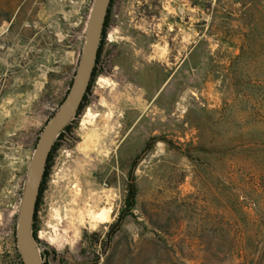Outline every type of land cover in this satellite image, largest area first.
<instances>
[{
  "label": "rangeland",
  "instance_id": "rangeland-1",
  "mask_svg": "<svg viewBox=\"0 0 264 264\" xmlns=\"http://www.w3.org/2000/svg\"><path fill=\"white\" fill-rule=\"evenodd\" d=\"M136 1L111 0L90 102L51 155L43 264H264V0H167L159 40ZM92 3L0 0V264H23L26 173Z\"/></svg>",
  "mask_w": 264,
  "mask_h": 264
},
{
  "label": "water",
  "instance_id": "water-1",
  "mask_svg": "<svg viewBox=\"0 0 264 264\" xmlns=\"http://www.w3.org/2000/svg\"><path fill=\"white\" fill-rule=\"evenodd\" d=\"M111 0H93L80 57L69 90L39 135L29 162L15 225V245L23 264H43L33 235V220L40 187L51 150L60 133L75 118L88 91L102 41Z\"/></svg>",
  "mask_w": 264,
  "mask_h": 264
},
{
  "label": "flooded vegetation",
  "instance_id": "flooded-vegetation-1",
  "mask_svg": "<svg viewBox=\"0 0 264 264\" xmlns=\"http://www.w3.org/2000/svg\"><path fill=\"white\" fill-rule=\"evenodd\" d=\"M132 1V0H131ZM120 2L125 3V5L127 4L128 0H120ZM137 4H140L139 1H136ZM141 8L139 6H135L134 10L131 11L132 13H134L135 15V23L136 24H140L141 21L144 20V18H146L151 26L152 31L154 30V28L156 27L158 30L156 31V33L154 34V36L157 37V40L161 39V38H165V36H168V31H169V23H170V12H169V2H167V0H149V4L147 5V7H143L142 4ZM122 6L120 7L121 11H122ZM108 16V15H107ZM108 18V17H107ZM166 21V22H165ZM107 31H108V26H107V19H106V24L104 26V32H103V36H102V46H103V40L107 37ZM154 41V39H152ZM101 46V49H102ZM102 51V50H100ZM89 92V90H88ZM88 92L86 93V96L84 97L82 104L75 116L76 119H78L81 115V113L83 112V110H85V106L86 104H88L90 101L89 99V95ZM72 126H74L72 124ZM73 129V127H71L70 129L67 128L66 130L64 129L61 133L60 136L58 137L57 141H56V147H59L60 144H62V140L64 138V136L66 134H69V130ZM68 131V133H67Z\"/></svg>",
  "mask_w": 264,
  "mask_h": 264
},
{
  "label": "trees",
  "instance_id": "trees-1",
  "mask_svg": "<svg viewBox=\"0 0 264 264\" xmlns=\"http://www.w3.org/2000/svg\"><path fill=\"white\" fill-rule=\"evenodd\" d=\"M109 11V10H108ZM108 15V14H107ZM106 19H107V16H106ZM105 24H106V21H105ZM101 44H102V41H101ZM101 44H100V46H99V51H98V56H97V60H96V63H97V61H98V58H99V54H100V50H101ZM95 69V68H94ZM93 76H94V71H93V75H92V79H93ZM92 79H91V81H92ZM91 83V82H90ZM90 85V84H89ZM60 136V135H59ZM56 142H55V144H54V146H53V148H52V150H51V153H50V155H49V158H48V162H47V165H46V169H45V173H44V177H43V181H42V184H41V187H40V191H39V196H38V200H37V203H36V208H35V214H34V220H35V216H36V212H37V206H38V201H39V197H40V193H41V190H42V186H43V183H44V180H45V177H46V173H47V168H48V164H49V161H50V159H51V155H52V153H53V151H54V149H55V147H56ZM34 220H33V222H34ZM33 235H34V238H35V240H36V237H35V233L33 232ZM37 242V241H36ZM15 251H16V253H17V255L19 254L18 253V251H17V248H16V245H15ZM19 256V255H18ZM22 264V263H21Z\"/></svg>",
  "mask_w": 264,
  "mask_h": 264
}]
</instances>
